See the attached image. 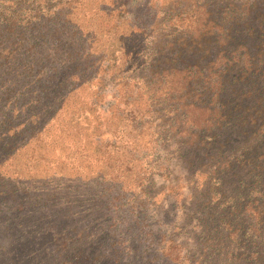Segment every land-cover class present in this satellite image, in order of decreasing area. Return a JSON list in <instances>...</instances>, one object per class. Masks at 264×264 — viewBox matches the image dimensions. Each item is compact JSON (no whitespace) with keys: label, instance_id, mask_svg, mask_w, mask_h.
<instances>
[{"label":"rangeland","instance_id":"374dc122","mask_svg":"<svg viewBox=\"0 0 264 264\" xmlns=\"http://www.w3.org/2000/svg\"><path fill=\"white\" fill-rule=\"evenodd\" d=\"M68 1L25 0L24 22L41 12L46 39L30 33L9 73L0 67V95L10 93L0 100V179L8 186L0 211L22 231L37 218L17 215L19 202L45 203L40 218L55 215L61 235L54 254L41 248L15 264H53L51 255L54 264H264V84L236 83L233 117L190 145L178 99L153 72L205 67L218 46L181 48L188 36L169 0H71L67 18ZM125 6V18L110 16ZM133 25L140 36H131ZM260 32L235 36L236 45L254 54ZM104 54L119 55V64L101 61Z\"/></svg>","mask_w":264,"mask_h":264},{"label":"trees","instance_id":"16d2710c","mask_svg":"<svg viewBox=\"0 0 264 264\" xmlns=\"http://www.w3.org/2000/svg\"><path fill=\"white\" fill-rule=\"evenodd\" d=\"M3 1L8 3V5H4V8L0 6V67L7 70L13 53L15 51L22 52L30 33L35 32L34 36L39 41L46 39L41 34L45 35V31L39 29H44V26L39 23L45 22L46 17L41 12L36 13V9H33L24 22L23 17L28 13L27 11L30 8L29 6L27 9L23 8L25 0H20V3H14L13 0ZM129 1L131 0H120L123 6L127 3L130 5ZM118 2L119 0H113L114 4ZM219 2V6L215 8L217 10H215L209 6L208 1L199 4V0H169L168 8L172 12L171 17L175 18L177 22L183 23L185 33L188 36V38H181L183 41L181 48L186 47L196 50L207 47L208 50L209 46L215 44L218 46L219 52L216 58L208 61L205 67H202L198 62H194L186 63L183 67L172 65L167 69L157 68L153 72L155 74L154 77L158 80L160 79L159 83H163L169 89L171 96L178 99L176 102L184 112L187 124L184 127V135L185 138H189L187 139V143L190 145H196L200 141V136L203 132L211 131L233 117V114H231L233 106L231 101L236 83L243 82V85H245L249 82L250 78L256 77V79L264 84V41L262 42V48L260 47L254 54H251L250 49L244 43L240 42L237 46L235 42V36H239V34L247 38L251 37L255 31V26L260 28V33L264 32V12L257 10L260 8V5L264 4V0H219ZM49 6L47 12L52 7L50 4ZM66 6L68 18L71 16L70 12L73 10L72 1H68ZM126 7L111 12L110 16H114L115 19L125 18L127 13ZM40 8H43L42 4ZM63 14L64 12L62 11L57 12V15ZM132 27V37H138L143 32L141 25H133ZM118 28V24L114 25V29ZM135 30L137 32L134 33ZM116 35L113 32L115 39ZM121 38L117 40V43L121 58L123 59L125 49L122 46ZM243 42L245 41L243 40ZM168 46L173 48V44H168ZM91 48V44L87 45L85 50L86 58L83 60L89 61L93 57ZM173 49L175 50V48ZM27 52L31 53V51ZM111 55L115 57L110 59V57L108 58L104 54L100 60L114 61V65L119 64L120 56ZM9 71L7 70L6 72L9 73ZM98 72L99 69H97ZM243 92L241 93L243 94ZM260 93L263 94V91ZM243 95L244 98L248 96V94ZM9 96L10 93L5 91L0 95V100L2 98L4 102H7ZM259 97V100L264 102V95H260ZM249 110L247 106L245 112L247 115H249ZM247 123L250 122H243V124ZM258 128L261 132H264V122ZM2 131L4 129L0 128V132ZM5 134L7 135V133ZM5 138L6 136L0 135V144ZM7 153L6 156H9L10 151ZM0 186H2L0 188V196L1 194L8 193V191H5L8 186L1 182V179ZM1 199L0 197V205ZM30 203V209L25 206L27 204L26 199L20 201L19 206H17V208L19 207L16 211L17 215H21L19 212L27 211L29 218H37L36 220L34 219L31 226H26V229L22 231L17 230L23 226L22 223L15 224L9 218H5L2 215L9 216L11 214L0 211V243H2V246H0L2 250L0 252V264H15L18 256L28 260L26 259L27 256H33L32 254L40 251L39 249L41 248H45L46 252L52 249L53 254L59 248L61 235L56 230V227H54L56 216L50 214L48 215L50 218L44 220L40 216L42 212H45L46 204L36 202V200ZM7 222L10 224L6 225ZM47 242H49V246ZM26 247L29 249L26 250ZM62 248H64V245ZM51 256V258H54V264L56 262V255ZM11 257L14 259H11ZM76 260L80 262L79 259Z\"/></svg>","mask_w":264,"mask_h":264}]
</instances>
